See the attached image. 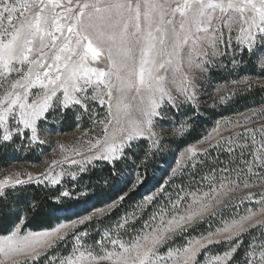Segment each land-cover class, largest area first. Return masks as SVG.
<instances>
[{
	"label": "snow or ice",
	"instance_id": "1",
	"mask_svg": "<svg viewBox=\"0 0 264 264\" xmlns=\"http://www.w3.org/2000/svg\"><path fill=\"white\" fill-rule=\"evenodd\" d=\"M237 49L253 56L259 52L264 71V0H0V142L19 136L43 143L39 126L50 111L83 110L92 119L94 105L106 106V116L93 120L102 137L85 141L88 155L76 149L83 159L70 163L105 161L116 175L117 161L135 163L130 153L137 142H149L147 154L158 146L155 127L157 118L164 119L163 107L178 109L182 102L195 101V73L207 72L217 57ZM250 123H256L255 113L237 122L240 131L216 130L207 148L189 147L180 169L187 185L181 183L164 203L162 186L143 207L125 214L114 225L115 237L110 229L94 242L102 255L83 242L66 255L53 252L66 240L64 225L25 232L28 206L18 202L10 210L12 228L0 237V264H41L42 257L44 264H231L244 234L264 229V123L249 128ZM32 179H0V193ZM136 179L141 180L138 172ZM50 182L56 185L60 177ZM256 188L261 190L252 191ZM238 193L253 207L226 219ZM149 206L154 209L150 214L145 212ZM217 217L222 226L212 230ZM91 219L85 216L78 223ZM204 224L206 232L181 247L171 246L177 236ZM121 229L124 235L131 229L129 241L122 239ZM81 235L87 233L74 239ZM221 243L228 250L209 256L210 246ZM244 264H264V232L250 242Z\"/></svg>",
	"mask_w": 264,
	"mask_h": 264
},
{
	"label": "rangeland",
	"instance_id": "2",
	"mask_svg": "<svg viewBox=\"0 0 264 264\" xmlns=\"http://www.w3.org/2000/svg\"><path fill=\"white\" fill-rule=\"evenodd\" d=\"M259 58V52L253 56L248 51H244L241 54L239 49H237L235 53L229 51L227 55L217 57L214 63L209 66L207 72L195 73L197 77V87L196 99L194 102H182L178 109L170 105H166L161 109L165 114L164 119L161 120L157 118L155 127L159 144L157 147L152 148L151 154L165 153L167 155V164L161 165L158 170L155 171L157 174L156 177L165 173L168 168V164H172L170 174L173 173V169H177V172H179L184 165V157L187 155V149L189 147H194L198 150L207 148L208 142L216 135V130H220L222 132L225 127L235 129L237 122H244L245 118L251 117L253 113L256 114V123L248 124L247 126L249 128L259 127L261 123H264V115H262V113H264V96L256 98V90L258 88H264V71H262L259 67ZM240 99H246L247 101H245L247 104L250 102L252 104L243 109L240 107V103L244 101H241ZM94 107L95 113H93L92 119H90L89 114L84 113L83 110L78 111L77 109L70 108L63 114L59 111V109L50 111L48 113V120L41 121L39 126V139L44 141L43 143H32L28 139L21 140L19 136H14L11 142H0V156H2L0 158V165L7 163L6 167L0 168V179L5 177H16L27 180L29 175L33 177L31 182L17 186L15 191L10 187L5 188L3 193H0V198L5 196L7 192H10L11 194L16 193L17 190L23 189L31 184L57 186L62 184V182L68 178L71 179L70 181H72L73 184L71 188L66 185V191H69L70 189L73 190L76 194L73 196L74 199L86 195L91 187L80 185L77 189L75 188L76 185H79V174L83 173L80 171L81 166L88 168L94 167L96 163L107 162L93 161L91 164L81 165L72 164L70 161H81L83 157L76 155L75 150L80 149L84 152V155H88L85 151L87 145H85L84 142L90 139L94 140L95 138L102 137L103 135L101 127L98 124H94L93 120L104 118L106 116V106L102 108L96 104ZM208 113H211V115L213 113L215 118L209 116ZM78 115L79 119L77 118ZM194 123H201L204 126V135L201 139L190 144L183 143L184 145L181 144L182 146L179 150H176L174 147H168L167 144L164 143V141L167 142L174 138L181 139L190 130V128L193 127ZM235 130L240 131V129ZM251 135L252 134L249 133V144H251ZM255 135L257 139L256 147H259L260 133L257 132ZM144 140L146 141V145L142 147H138L137 145L131 150V154L133 153V155H135V153L141 151L140 149L148 153L149 142L146 139ZM53 161H57V163L53 164ZM127 161L128 162L126 163H129V167H125L124 171L118 175L117 182L114 184L113 188L118 185H122L125 181L130 182L132 189H137V187L141 184L143 178L140 172H138L137 166L132 164L131 159H127ZM137 172L141 177V180L139 181L136 179ZM54 176L60 177V182L56 185H52L50 182ZM37 179L41 182L37 183ZM257 183L261 182L257 181ZM133 186L135 187L133 188ZM260 190V188H256L252 191ZM157 191L158 190L151 191V189H147L143 202L146 204L145 198L149 195L157 193ZM239 195L240 194L238 193L237 198L233 201L235 210H228L225 212L226 219L242 215L245 213V209L247 207H253V204L246 200L242 202L239 199ZM125 196L126 194L123 195V197ZM120 203L121 200L118 198L104 207L92 209L88 212L79 209V215L77 217L76 213H72L71 211L65 212L70 213L69 220L60 221L59 223L54 224L50 229L31 232L52 231L61 225H64L62 232L66 233L68 237L72 235L78 227L83 225L78 223L79 219L85 216H92L90 221L103 218L113 212L114 209L120 205ZM99 210H103V214H101ZM65 213L63 212L61 214ZM131 213L132 212L130 211L126 214ZM124 216L125 214H123L120 222H122ZM114 225L107 229V231L110 229L112 230L113 237L117 234ZM219 226H222V224L220 218L217 217L212 223V230H215V228ZM24 231L27 232L30 230L24 227ZM119 231L122 235V239L125 242L129 241L131 230H129V235H124V231L122 229ZM261 232H264V229H262ZM200 234L201 231L195 235L192 234L193 236H177L176 238H178V240L172 241L171 246L173 248L181 247L187 242V239L199 236ZM100 238L101 236L97 240ZM80 242H83L85 247L94 248V251H96L97 254H104L100 251L99 246H95L94 243L87 242L83 235L80 236L79 241L73 237L71 241L67 243L68 245L65 246L62 251L58 250L57 253L66 255L73 249L74 244H78ZM106 246L109 250H111L112 246L110 244H107ZM161 251L166 253V248H162ZM51 254L52 253H49V255ZM208 255L211 256L212 254L209 252ZM20 259L23 260L24 258ZM199 259L202 262H205V256L203 254H201ZM102 264H107V262H102Z\"/></svg>",
	"mask_w": 264,
	"mask_h": 264
},
{
	"label": "trees",
	"instance_id": "3",
	"mask_svg": "<svg viewBox=\"0 0 264 264\" xmlns=\"http://www.w3.org/2000/svg\"><path fill=\"white\" fill-rule=\"evenodd\" d=\"M259 96H264V88H258L256 90V98H259ZM245 100L246 99H242L241 101L244 102L240 103V107L243 109L252 104L251 102L249 103V101V104H247V100ZM208 115L215 118L213 113L212 115L211 113H208ZM204 130V126L201 123H194L193 127L190 128L181 139L174 138L167 142L164 141V143H166L168 147H174L176 150H179L182 146L181 144H190L201 139L204 135ZM137 145L138 147L145 146L146 141H139L136 146ZM140 150L141 151L135 153V155L130 153V155L135 157V163L132 161V164H135L136 166L139 165L138 172H140L143 178L137 189H132L130 182H125L122 185L113 188L114 184L117 182L118 175L124 171L125 167H129V163H126L128 162L126 160L116 162V175H113L112 165L108 163H96L94 167H88L87 171L79 174V185H76L75 188L77 189L80 185H86L91 187V189H89V192H87L86 195L78 197L77 199L73 198L76 194L71 189L68 191L71 193V196L65 197L61 195L62 192L66 191V185L70 188L72 187L73 182L70 181L71 179L69 178L57 186L31 184L23 189L17 190L16 193L18 194L7 192L5 196L0 198V236L6 235L12 228L13 215L10 210L14 209V206L18 202H22L28 206V219L25 225L26 229L30 231H41L50 229L54 224L59 223L60 221L69 220L70 213L65 212L71 211L72 213H76L77 217L79 215V209L82 211L85 210L86 212L91 211L92 209H98L126 194L123 201H121L120 205L115 208L113 212L103 218L84 223L82 226L78 227L72 235L68 236L65 241L61 242L57 249H53L52 251L55 253H57L58 250L62 251L77 233L86 232L87 235H83L85 240L89 243H94L109 227L111 228L112 225L119 223L123 214L129 213L130 211L133 212L137 206H144L143 204L145 203L143 202V198L147 189L155 191L160 190L163 186L164 190L161 193L163 199L161 200V203H164L167 201L169 195L175 196L181 183L187 185V174L183 176V179L181 178L180 171L176 172L175 175H173V173L170 174L172 164H168L165 173L156 177L157 174L155 171H157L161 165L167 164V155L165 153L147 154L144 150ZM216 155L217 153H212L213 157ZM1 157L2 156H0V158ZM223 158L224 154H221V159ZM6 166L7 163H4L0 165V168ZM57 197H59V200H57ZM151 211H153L151 206L145 209L146 213L150 214ZM63 212L65 214H61ZM144 219H148L147 214L144 215ZM129 223L132 224L134 222L131 221ZM207 226V224L200 225L187 235H195L200 231L201 233L206 232ZM136 227L139 228L140 224H136ZM261 230L257 231L256 229H252L251 234H244L243 244L240 245L238 251L234 254L231 264H244L249 244L254 239L260 237ZM175 240H178V238ZM210 249L212 255L217 253L222 254L224 251L228 250V244H217L211 246ZM44 260L45 258L41 259V264H44Z\"/></svg>",
	"mask_w": 264,
	"mask_h": 264
}]
</instances>
